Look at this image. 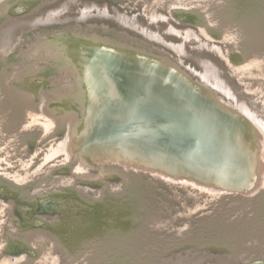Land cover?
Listing matches in <instances>:
<instances>
[{"label":"rangeland","instance_id":"obj_1","mask_svg":"<svg viewBox=\"0 0 264 264\" xmlns=\"http://www.w3.org/2000/svg\"><path fill=\"white\" fill-rule=\"evenodd\" d=\"M67 36L178 64L198 89L251 118L242 116L254 131L247 157L259 173L238 170L230 189L214 172L208 182V173L179 179L139 155L127 166L105 135L68 146L67 110L79 126L82 104L57 92L75 79L36 53ZM263 141L264 0H0V264H249L264 253ZM52 198L67 205L41 210ZM17 241L24 248L14 250Z\"/></svg>","mask_w":264,"mask_h":264},{"label":"bare ground","instance_id":"obj_2","mask_svg":"<svg viewBox=\"0 0 264 264\" xmlns=\"http://www.w3.org/2000/svg\"><path fill=\"white\" fill-rule=\"evenodd\" d=\"M71 38L73 37H62L61 43L58 39L49 40L45 46H38L36 50L37 58L46 54L54 57L66 71L69 81H73V77L75 79L70 83L72 89L57 92L58 98H70L72 95L82 104L84 120L79 126L75 121L76 114L72 115L71 110H67L68 125L72 126L68 146L80 145L88 137L105 135L109 139L107 149L115 158L127 162V166L134 157L135 161L140 162V159L136 160L139 155L143 160L141 162L148 168L158 167L164 174L166 170L172 171L179 179L183 177V173L194 178L198 176L197 179L208 173V177L204 176L208 182L210 173L214 172L217 181L230 189L234 188L232 180L246 169L259 173L260 169L256 170L259 163L256 164L251 156L250 159L247 157L253 149L247 143L250 130L247 132V122L242 116L247 120L251 118L221 98L198 89L178 64L171 65L130 48L119 49L104 39H80L69 43L67 39ZM53 42L55 45L52 46ZM139 54L144 55V58H140ZM56 101L55 103L63 104L65 99ZM45 111L52 117L57 116L52 108ZM87 135L86 139L83 138ZM260 164L263 166V161ZM250 172H246L248 177H251ZM249 182L253 183L254 179ZM240 185L243 187L242 183ZM64 205H67L66 201L57 198L44 201L39 207L46 212L61 209ZM23 219L22 223L26 224L37 222L35 217L23 216ZM24 243L26 242H15L13 249L24 248ZM241 243L248 248V243L242 240ZM250 244L253 245V242ZM258 246L264 249L263 242ZM224 247L230 251L240 249L243 255L250 252V249L243 250V247L237 245ZM31 250L34 251L33 248ZM236 258L219 259L225 264H237ZM31 262L28 258L23 264ZM185 263L191 264V259L187 258ZM249 264H264V253Z\"/></svg>","mask_w":264,"mask_h":264}]
</instances>
